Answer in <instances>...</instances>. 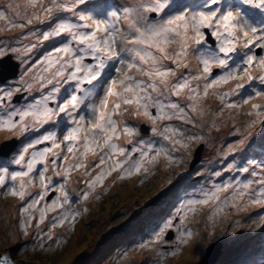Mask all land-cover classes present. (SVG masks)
Wrapping results in <instances>:
<instances>
[{
    "label": "snow or ice",
    "instance_id": "obj_1",
    "mask_svg": "<svg viewBox=\"0 0 264 264\" xmlns=\"http://www.w3.org/2000/svg\"><path fill=\"white\" fill-rule=\"evenodd\" d=\"M88 2L26 0L23 11L12 3L0 8V21L6 22L0 32L48 23L51 30L41 34L43 41L65 38L19 78L24 92L39 93L24 107L14 103L21 87L0 86V132L14 138L40 133L12 161L19 170L0 166V196L19 201L20 229L25 236L36 229L41 249L46 242L61 243L54 239L55 230L74 225L81 215L68 190L74 172L82 173L79 200L85 202L112 173L123 180L148 175L161 159L171 166L177 162L175 152L191 149L203 137L166 122L199 127L194 117L207 114L203 102L210 95L220 105L213 127L225 110L239 114L245 106L248 135L264 126V26L252 23L243 8L225 6L223 0H201L197 8L177 0H125L98 15L81 10ZM243 4L264 12V0ZM35 47L0 48V57L16 54L27 65ZM190 56L197 60L195 72ZM129 109L151 124L153 136L163 143L138 139L139 129L123 119ZM254 168L259 171L238 170L253 179L214 182L198 197L182 201L151 243L163 241L173 229L179 244L188 243L193 236L188 225L205 208L213 225L229 209L264 208V162ZM0 264L12 261L4 255Z\"/></svg>",
    "mask_w": 264,
    "mask_h": 264
},
{
    "label": "rangeland",
    "instance_id": "obj_2",
    "mask_svg": "<svg viewBox=\"0 0 264 264\" xmlns=\"http://www.w3.org/2000/svg\"><path fill=\"white\" fill-rule=\"evenodd\" d=\"M114 1L116 5L125 3V0ZM5 2L7 0H0V8L6 6ZM90 2L93 0H89ZM200 2L201 0H177L179 5H189L191 8H197ZM10 3L14 6L19 4L23 11L26 0H10ZM93 3L96 6L95 14L98 15L102 8L107 10L109 7L101 0H94ZM223 3L225 6L243 8L241 6L243 0H223ZM176 6L174 5V7ZM243 10L248 12L251 11V8L244 5ZM90 11L92 12V10ZM256 11H259L258 18L261 17L264 20V13L257 9ZM60 16L63 19H73L68 13H61ZM250 21L258 26L264 25L260 20L258 23L251 19ZM5 24L6 22L0 21V27H5ZM29 27H38V29H29ZM29 27L24 30H16L22 32L19 35L20 38L16 32H12L15 29L6 30L0 34V48L3 49L20 47L21 45H36L32 53L26 58L28 64L23 63L20 74L5 86L2 85L4 87L19 86L23 90L19 78L23 76L25 68L32 63H37L49 51L63 43H55V39H52L50 49L37 55V48L44 42L41 39V34L51 29L48 23H38ZM41 30L43 31L40 32ZM10 32L12 33L7 38L8 42L12 41V43L7 44L5 36ZM29 36H34L33 42L32 40L24 41L21 39ZM43 45L44 47L48 46L49 41ZM15 57L19 59L16 54ZM195 65H197V60L194 56L191 62V70H194ZM38 95V92L33 91L31 94L27 93L26 99H32L33 96ZM19 102L24 103L22 100ZM180 103H185L183 98L180 99ZM203 103L208 110L207 114L203 117H194L198 120L199 127L194 128L179 121L166 122L171 126L183 128L186 134H196L203 137L202 150L204 151L192 169L188 168V162L192 157L194 148L201 141L194 144L189 150L175 152L174 156L177 162L171 166L164 159H161L148 175H138L120 180L117 178V173H112L104 180L103 186L98 187L85 202L79 200V193L84 187L82 183L78 182L83 179L82 173L74 172L68 190L81 215L74 225L65 224L55 230L54 239L61 241L59 244L46 242L44 249L39 248L36 236L33 235L36 232L34 228L29 229L28 236L23 235L18 224L17 205L19 201L16 198L0 196V257L7 255L11 260L31 261L35 264H70L73 261V264H76L78 261L75 262L76 260L73 259L79 260L77 264H197L205 256V251L211 243L221 241L223 251L218 257L217 264H228V262L233 261L235 262L232 264H264V222L261 220L264 217V208L259 206H251L246 211L240 212L229 209L227 216L224 214L218 216L214 225L207 220L209 212L205 208L188 225L193 232L188 243L179 244L176 240L178 233L175 229L172 239H166L165 236L163 241L151 243L155 233L163 227L165 221L174 215L175 209L182 201L194 196L198 197L201 190L210 188L214 182L227 183L234 179H253V177L238 170L242 167H249L250 171H259V168H254V166L264 162V155L256 153V148L261 145L264 146V140L262 141L264 126L258 125L255 129L250 130L252 135H248L244 127L245 122L250 120V117L245 115L248 111L247 106L239 114H236L234 110H225L224 118L213 127L212 120L214 113L220 107L219 101L210 95ZM133 111L134 109H129L123 119L139 129L140 136L138 139L163 143L159 137L153 136L150 131L151 124L143 117L134 118L132 116ZM0 114H2V110H0ZM230 116L235 118L231 119ZM142 123L148 125V132L144 131ZM46 127L49 131L59 133V129L52 125ZM33 133L36 132H29L18 139L24 140L26 138L28 143L40 135L38 133L35 136H28ZM11 136L13 134L7 131L0 132V166H7L10 170H19L18 166L12 164V161L25 146L9 154L3 153L2 144L6 140H11ZM246 136L247 139H245ZM241 140H244L243 144L240 143ZM124 142L125 138L122 137L121 143ZM39 147H43V145ZM92 159L89 157V162ZM212 160L215 161L214 164ZM250 161L252 164H249ZM218 171L221 173L219 177L214 175ZM59 182L57 179V183ZM112 183H119L120 186L109 188ZM35 190L33 189V191ZM168 193L169 196H167ZM170 198L174 200L173 207H171ZM133 203L139 206L135 211L130 209ZM162 205L164 207L154 210L150 217H144L147 215L146 211H143L145 207L149 211L155 206ZM84 208L88 210L85 212L83 211ZM115 210H118L117 216H114ZM157 214L161 215L154 220L153 218ZM140 221L143 227H140L141 224L138 223ZM152 223L154 224L153 227ZM148 225L152 229L148 228ZM142 245L148 246L142 247ZM257 247L260 248L261 257L257 255V249H259ZM177 248L179 251L176 255L165 254L171 253ZM162 254L165 255L162 256ZM246 254L249 256H243ZM82 258L85 259L81 260Z\"/></svg>",
    "mask_w": 264,
    "mask_h": 264
},
{
    "label": "water",
    "instance_id": "obj_3",
    "mask_svg": "<svg viewBox=\"0 0 264 264\" xmlns=\"http://www.w3.org/2000/svg\"><path fill=\"white\" fill-rule=\"evenodd\" d=\"M18 72V63L14 61L11 55H7L5 57L0 58V81H5L10 77H15ZM24 94H19L14 98V103L20 101L21 97ZM142 127L145 131H149L148 126L146 124H142ZM18 140L16 138H12L11 140H6L3 144V153L9 154L11 153L15 146L17 145ZM203 143H199V145L195 148L192 154V159L189 164V168H193L201 158ZM173 234V230L166 233L167 238H171ZM222 242L221 241H214L211 243L205 251V256L202 257L197 264H213L216 262L218 257L222 252ZM12 264H35L31 261H16L11 260Z\"/></svg>",
    "mask_w": 264,
    "mask_h": 264
},
{
    "label": "clouds",
    "instance_id": "obj_4",
    "mask_svg": "<svg viewBox=\"0 0 264 264\" xmlns=\"http://www.w3.org/2000/svg\"><path fill=\"white\" fill-rule=\"evenodd\" d=\"M102 2H104V3H106L108 6H113V5H116L115 4V1L114 0H101ZM93 2H94V0H93ZM93 2H90L89 4H88V9L86 10V11H90V10H92V12L93 13H95V8H96V6H95V3H93ZM10 3V2H9ZM8 3V4H9ZM181 5V4H180ZM244 5L245 4H241V6L244 8ZM182 6V5H181ZM189 6V5H188ZM193 7H195V6H193ZM249 8H251V7H249ZM247 10V9H246ZM105 11V9L104 8H102L100 11H99V14H101L102 12H104ZM248 13V15H249V18L253 21V22H255V23H258V20H260L261 21V23L262 24H264V20L261 18V17H259L258 18V14H259V11H256V9H254V8H251V11H248L247 12ZM264 13V12H263ZM256 15V16H255ZM264 26V25H263ZM31 28H35V29H38V27H29V29H31ZM16 30H18V29H15V30H13L12 32H16L17 34H18V38H20L19 37V35L20 34H22V32H20V31H16ZM43 30H41L40 32H42ZM12 32H10V33H8V34H6V36H5V39H6V41H7V44H11L12 43V41L11 42H8V35L9 34H11ZM3 32H1L0 34H2ZM0 38H1V36H0ZM21 39H23L24 41H28V40H32V42L34 41L33 39H34V36H29V37H27V38H21ZM42 39V38H41ZM46 41H44L43 42V44L45 43ZM58 43H60V42H58ZM41 45L40 47H38L37 49H38V51L36 50V54L38 55V54H40V53H42V52H44L45 50H46V47H44V45ZM8 55H11V57H12V59L14 60V61H16L17 63H18V72H17V74L15 75V77H10V78H8V79H6L5 81H0V85L2 86V85H4L5 86V84H7L9 81H11V80H13L14 78H16L19 74H20V71H21V68H22V65H23V63L21 62V59L19 58V59H17L16 57H15V54H8ZM5 56H7V55H5ZM5 56H3V57H5ZM0 58H2V57H0ZM192 59V56H190L189 57V60H191ZM20 94H24L22 97H21V99L20 100H22V101H24V103H20V102H17V103H15L17 106H22V105H24V104H26V102H28L30 99H26V97H27V93L26 92H24L23 90L21 91V93ZM143 124V123H142ZM145 124V123H144ZM147 125V124H146ZM50 126V125H49ZM148 126V125H147ZM143 128V127H142ZM144 129V128H143ZM36 134H38V133H33V134H29L28 136H35ZM11 138H14L13 136H11ZM17 140H18V143H17V145L15 146V148H14V150L12 151V152H15L16 151V149L19 147V148H21V147H24V146H26L28 143L26 142V138H24V140H20V139H18V138H16ZM200 143H203V142H200ZM199 145V144H198ZM197 145V146H198ZM196 146V147H197ZM195 147V148H196ZM195 148H194V150H195ZM193 154V153H192ZM192 159V158H191ZM191 161V160H190ZM189 164H190V162H189ZM222 250H223V248H222ZM218 260H216V262H217ZM215 262V263H216ZM214 263V264H215Z\"/></svg>",
    "mask_w": 264,
    "mask_h": 264
},
{
    "label": "trees",
    "instance_id": "obj_5",
    "mask_svg": "<svg viewBox=\"0 0 264 264\" xmlns=\"http://www.w3.org/2000/svg\"><path fill=\"white\" fill-rule=\"evenodd\" d=\"M10 2V0H7V2H5V4L7 5L8 3ZM88 4H89V2L87 3V5H85V6H81V10H83V11H86L87 9H88ZM68 14H70L71 16H72V14L71 13H68ZM70 20V19H69ZM64 37H60V38H57V39H55V43L56 42H64ZM51 43H52V40H49V45L48 46H46V50H49L50 49V46H51ZM194 58V56H192V59ZM192 59L190 60V65H191V62H192ZM197 70V65H195L194 66V70H191V71H193V72H195ZM173 122H176V121H173ZM199 131H201L200 130V128H199ZM148 132V131H147ZM264 140V138L262 139V141ZM202 142V141H201ZM17 150H19V147L16 149V151ZM256 153H258L259 155L261 154V155H264V146H259L258 148H256ZM220 156V155H219ZM218 158H221V157H218ZM258 160V159H257ZM260 160V159H259ZM213 161V164L215 163V161L214 160H212ZM190 162V161H189ZM189 162H188V168H189ZM173 164H175V163H173ZM190 169V168H189ZM180 184H182V183H180ZM115 186H120L119 185V183H112V184H110V187L109 188H111V187H115ZM167 196H169V193L167 194ZM164 198H166V197H164ZM170 200L172 201V204H171V207H173V203H174V200L172 199V198H170ZM152 202V201H151ZM167 204V203H166ZM165 204V205H166ZM146 205H147V203H146ZM161 207H164L163 205L162 206H155V207H153V208H151L149 211H147V207H145L144 209H143V211L145 212L146 211V213H147V215H144V217H150V215H152L153 214V211L154 210H158L159 208H161ZM139 208V206H137L136 204H132V206H130V209H131V211H135V210H137ZM118 215V210H115L114 211V216H117ZM161 214H157L153 219L154 220H156L157 219V217L158 216H160ZM113 217V216H112ZM138 223H140L141 225H140V227H143V225H142V223H141V221L140 222H138ZM154 226V224L152 223V227ZM152 227L150 226V225H148V228H150V229H152ZM115 228H117V227H115ZM174 230V229H173ZM153 231V230H152ZM151 232V231H150ZM150 232L148 233V235L150 234ZM174 232V231H173ZM165 237V236H164ZM173 238V236L171 237V238H166V239H172ZM257 248H259V247H257ZM248 250H250V248H248ZM259 250V249H258ZM261 252V251H260ZM259 252V253H260ZM259 255H261L262 256V253H260ZM243 256H249V255H243ZM242 256V257H243ZM233 262H235V261H233ZM233 262H228V264H232ZM218 263V261L215 263V264H217Z\"/></svg>",
    "mask_w": 264,
    "mask_h": 264
},
{
    "label": "bare ground",
    "instance_id": "obj_6",
    "mask_svg": "<svg viewBox=\"0 0 264 264\" xmlns=\"http://www.w3.org/2000/svg\"><path fill=\"white\" fill-rule=\"evenodd\" d=\"M75 243H76V242H75ZM72 245H73V244H72ZM78 247H79V246H78ZM193 247H194V246H193ZM190 248H191V247H190ZM190 248H189V249H190ZM78 249H79V248H78ZM93 249H94V248H93ZM75 250H76V249H75ZM257 250H258V249H257ZM74 252H75V251H74ZM80 252H81V251H80ZM82 252H83V251H82ZM189 252H190V251H189ZM78 253H79V252H78ZM94 253H96V252H94ZM75 254H76V253H75ZM92 255H93V254H92ZM257 255H258V254H257ZM77 256H78V254H77ZM90 256H91V254H90ZM82 257H83V256H82ZM88 257H89V256H88ZM93 257H95V256L93 255ZM83 259H85V258H82L81 260H83ZM94 259H95V258H94ZM73 260H76L75 262H77V261L79 262L78 259H73ZM88 260H90V258H88ZM78 262H77V263H78ZM92 262H93V261H92ZM69 263H70V262H69ZM71 263H72V262H71ZM71 263H70V264H71ZM73 263H74V261H73ZM73 263H72V264H73ZM77 263H76V264H77ZM90 264H92V263H90Z\"/></svg>",
    "mask_w": 264,
    "mask_h": 264
}]
</instances>
